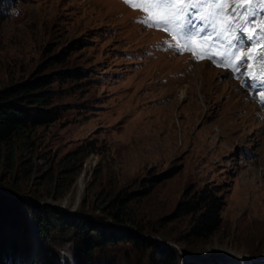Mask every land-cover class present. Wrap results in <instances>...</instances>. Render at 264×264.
Listing matches in <instances>:
<instances>
[{
    "label": "rangeland",
    "instance_id": "1",
    "mask_svg": "<svg viewBox=\"0 0 264 264\" xmlns=\"http://www.w3.org/2000/svg\"><path fill=\"white\" fill-rule=\"evenodd\" d=\"M170 8L166 28L140 22L160 20L158 6L124 0L0 3V89L52 75L49 89L60 108L58 119L14 141L12 153L0 144V193L27 218L25 204L52 206L66 221L89 217L109 238L135 230L112 223L110 199L175 172L130 205L149 230L144 235L198 264H264V90L242 86L241 72L234 77L231 67L244 58L249 76H264V55L253 58L264 52L257 33L264 21L244 28L257 33L254 55L250 46L230 57L224 51L236 21L224 24L221 9L207 2ZM192 10L197 27L184 30ZM207 184L222 202L220 225L193 239L189 217L172 215L185 192ZM23 233L16 227L9 235L21 244ZM25 243L16 263L40 264L49 242L27 233ZM53 258L75 264L69 242Z\"/></svg>",
    "mask_w": 264,
    "mask_h": 264
},
{
    "label": "trees",
    "instance_id": "2",
    "mask_svg": "<svg viewBox=\"0 0 264 264\" xmlns=\"http://www.w3.org/2000/svg\"><path fill=\"white\" fill-rule=\"evenodd\" d=\"M55 79L52 75H38L0 89V144L10 153L14 141H22L36 127L59 118L60 108L53 105L54 92L49 89ZM162 179H150L141 189L120 191L110 199L105 209L112 223L128 224L135 230L109 238L89 217L69 215L66 221L63 212L52 206L25 204L31 216L27 218L12 197L0 193V264H17L16 253L25 254L29 248L25 243L27 233L36 237L41 234L49 242L50 248L44 250L40 264H55L53 252L66 242L72 246L75 264H198L182 258L174 247L144 235L149 230L140 226L130 214L131 203L150 195ZM221 206L217 190L207 184L198 191L185 192L172 220L189 217L188 236L205 238L219 227ZM16 227L25 231L21 244L9 235Z\"/></svg>",
    "mask_w": 264,
    "mask_h": 264
},
{
    "label": "snow or ice",
    "instance_id": "3",
    "mask_svg": "<svg viewBox=\"0 0 264 264\" xmlns=\"http://www.w3.org/2000/svg\"><path fill=\"white\" fill-rule=\"evenodd\" d=\"M3 0H0L2 3ZM210 3L213 6H216L221 9L219 12V18L224 24H229L232 21L237 23L232 25V28L235 31V34L232 35L230 45L239 50L242 47H250L257 37L245 33L244 28L248 25H255L257 22V17L261 21H264V0H124L126 4H145V5H155L159 7L162 18L160 20H152V17L149 16L140 22L145 24L148 27H152L154 24L159 25L163 24L167 28L171 19L173 18V10L170 8L171 5H181L187 4L195 6L197 4ZM231 5L232 7H229ZM244 5H249L252 7L245 8ZM199 16L198 12L187 11L186 17H184L181 27L184 30L188 28H196V18ZM246 21L247 24L241 25L239 22ZM203 21L201 20V24ZM259 39L264 40V25L258 29ZM187 34V33H186ZM201 39H205L201 37ZM247 42V44H245ZM230 51V50H229ZM204 55L211 59L213 53L210 49L205 50ZM260 55H264V52L258 54L257 58ZM215 63V61H212ZM225 63L231 64V61H225ZM238 65H231L233 69V76L235 77L237 72H241L239 77L242 80V86L247 87L252 90L261 91L264 90V78H258L254 76H249L247 73V63L244 58H241L238 61ZM245 77H247L245 79ZM264 102V101H262Z\"/></svg>",
    "mask_w": 264,
    "mask_h": 264
},
{
    "label": "bare ground",
    "instance_id": "4",
    "mask_svg": "<svg viewBox=\"0 0 264 264\" xmlns=\"http://www.w3.org/2000/svg\"><path fill=\"white\" fill-rule=\"evenodd\" d=\"M77 183H78V188H79V192H80V190H81L82 187H83V181H82V178H81V177L78 179V182H77ZM228 256H229V257H228ZM226 257H228V258H230V259H231V258L233 259V258L236 257V256H234L233 254H230V255H227V254H226ZM236 259H237V261L239 260L238 257H237Z\"/></svg>",
    "mask_w": 264,
    "mask_h": 264
}]
</instances>
